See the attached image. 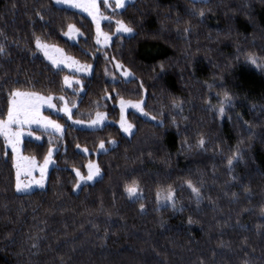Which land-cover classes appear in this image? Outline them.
<instances>
[{
	"label": "trees",
	"instance_id": "trees-1",
	"mask_svg": "<svg viewBox=\"0 0 264 264\" xmlns=\"http://www.w3.org/2000/svg\"><path fill=\"white\" fill-rule=\"evenodd\" d=\"M108 13L134 33L99 48L76 11L0 0V120L13 90L66 92L67 72L35 55L37 37L93 66L74 118L117 120V100L143 96L152 117L129 112L127 137L113 123L82 130L53 116L66 124L62 136L36 130L41 142H23L39 162L60 147L46 188L28 194L15 191L0 135V264H264V0H134ZM68 25L81 33L76 43L63 37ZM114 61L134 78L109 81ZM89 160L101 178L74 193L73 169L86 175ZM133 182L136 198L125 192Z\"/></svg>",
	"mask_w": 264,
	"mask_h": 264
},
{
	"label": "rangeland",
	"instance_id": "rangeland-1",
	"mask_svg": "<svg viewBox=\"0 0 264 264\" xmlns=\"http://www.w3.org/2000/svg\"><path fill=\"white\" fill-rule=\"evenodd\" d=\"M52 1H53V4L55 6L76 11V12L86 16L87 18H89L93 23L92 17L89 16L88 13L86 11H84L83 9L72 8V7L68 6L67 4L56 3L55 0H52ZM133 1L134 0H124L123 6L119 9H117L115 7V0H108V6L107 7L104 6V0H95L96 9H97L96 15H97V18L99 20V24L97 25V24L93 23L94 32H95L94 41H95V44L99 48L108 47L111 44L114 36H116V35H122L125 37H130L133 35L134 32L132 29H131V32H127V33L118 31L116 24H114V30L112 33L106 31L103 28V24L105 22L113 21L115 23V21H116L114 19V17L109 15L108 12L121 11L124 9V7L127 4H129ZM194 1H205V0H194ZM78 2L87 5L88 3H90V0H78ZM103 17H107L108 19H103ZM126 27H128V26H126ZM73 28L75 29V31H73L71 33V37L65 36L64 34H63V37L70 42L76 43L81 38V33L76 26H73ZM98 30H99V33H102L104 35H99ZM68 31H69V29L66 32H68ZM104 36H107V40H105ZM97 40H100V43H97ZM40 41L42 43L50 46L49 49L47 50L48 56L50 58L46 59L44 53L42 51H39L37 48L35 51V55L40 56L43 59H45L52 67H53L52 61L53 60L57 61L56 66L54 68L62 69V70H65L67 72V74L65 76H67L69 78L71 86L66 85L64 83V88H65L66 92L63 94H59V95L35 94V96H21V97L16 98L19 101V103H21L22 105L31 106L32 104H35L34 115H36L37 118H46L47 120L55 121L56 124L60 125V131L56 132L52 128H49L47 131H45V129L43 127H41L39 124H36V123L23 124L20 127L21 135L19 136V143L16 145V147H17V151H16L17 160L15 162L13 161V152H12L11 146L7 145V142L5 141L4 137L1 135L5 141L6 149L11 153L13 165H14V163L16 165V167L13 166L14 170H15V185H16V180H17V170H19V173H20L19 179L22 181V183L28 185V187L25 190L19 191V192L16 191V187H15V191L18 194H28V193H31L33 191L45 189L46 185H47L48 174L51 171V169L56 166L54 156L60 150V147L51 146L50 147L52 150L51 154L49 155V151L47 153V155H49V161L47 162V164L43 170V177H42L43 183H42V185H37V184L33 183V181L41 179V172L39 171V169H40L41 165L45 164V160L39 162V161L35 160L34 158L23 154V152H22L23 142L25 140H31V141H36V142L42 141V137L38 133L35 132L36 130H40V131H43L46 133H51V134L57 135V136L63 135V133L65 131L66 124L60 122L57 119H54L53 116H60V117L64 118L68 122V124L70 126H72L73 128L82 129V130L101 129L106 124L113 123V124H116L121 129L122 133L124 135H126L127 137H130L134 133L133 125L130 123V121L128 119V113L129 112H134V113L140 115L141 117H143L144 119H152V117L149 116L148 114L147 115L142 114V113H145V111L143 109L144 96L138 100H123V99L117 100L116 105H115L119 111V117L117 120H113L111 117H108L106 112H96L94 114V116L88 120H81V119L74 118L72 114L74 112V109H75L78 101H79V95H81L83 93V89H84L83 81H82L81 77L82 76L83 77H90L92 75V72H93V66L91 64L81 63V62L77 61L75 58L67 55L61 47L49 44V43L44 42L42 40H40ZM57 49L59 51H57ZM68 58H70V59H68ZM60 61H63V63H60ZM65 65H67V66H65ZM117 65L120 66L119 70H117ZM113 67H114L117 75L108 77L109 81H111V82H116L118 80L129 81V80L134 78L133 74L130 71H128V73L130 75H127V76L122 75L121 72L125 68L122 67L116 61L113 62ZM78 68H82L84 70L78 71L77 70ZM76 81H79V83H76ZM18 92L32 93V92H25V91H18ZM70 94H73V96H70ZM49 96L51 97V100H48ZM36 97H40L42 99L37 100ZM60 97H63V99L62 100L59 99ZM120 101L125 102V104L123 105V117L121 116L122 105L120 104ZM137 103L140 105V109H142V111L138 110L135 107H132V104H137ZM49 104H51L53 107H49L48 106ZM62 107H66L68 109L67 115H65V113L59 111V109ZM97 113H103V119H101L99 121V123H97V124H91L90 121L96 117ZM122 125L124 127L131 125L132 127L129 128L127 132H125L122 129ZM11 127H12L13 131L16 130L14 125ZM36 137H39V139H36ZM114 144L115 143L112 142L109 144V146L103 145L102 148L97 147V150L95 151V155L106 152L108 149L113 147ZM61 150L64 151L65 148L63 147ZM77 151H79L85 155H89L91 153V151L85 147H77ZM92 163H94L95 166L97 168H99L97 166L96 162L92 161V160H89L86 165H89ZM87 174H88V170H87ZM86 175H82V176H86ZM100 178H101V171L99 169V173L97 175H94L92 180H88V181L82 180V181H80V183L76 182L75 190L73 188V192L78 193L80 188L83 185L93 184L94 182H96ZM136 197H138L137 192L132 196V198H136ZM165 202H168V199Z\"/></svg>",
	"mask_w": 264,
	"mask_h": 264
},
{
	"label": "snow or ice",
	"instance_id": "snow-or-ice-1",
	"mask_svg": "<svg viewBox=\"0 0 264 264\" xmlns=\"http://www.w3.org/2000/svg\"><path fill=\"white\" fill-rule=\"evenodd\" d=\"M56 3H62V4H67L68 6L72 7V8H78V9H83L84 11H86L88 13L89 16L92 17L93 23L94 24H99V20L97 18L96 12V3L95 0H90V3H88L87 5L82 4L80 2H78V0H55ZM124 0H115V7L117 9L121 8L123 6ZM104 6L107 7L108 6V0H104ZM37 15H39V13H37ZM103 19H108L107 17H103ZM117 30L120 32H131V28L126 27L122 21L120 20H116L115 21ZM68 32L63 33L65 36H69L71 37V33L73 31H75V29L73 28L72 25H68ZM98 34L99 35H104L102 33H99L98 30ZM105 40H107V36H104ZM36 48L39 51H42L45 55L46 59H49L50 57L48 56V49H49V45L44 44L40 41V39L37 37L34 41ZM97 43H100V40H97ZM57 51H59L57 49ZM3 52V48L0 47V53ZM70 59V58H68ZM251 57H249V60L251 61ZM53 67L56 66L57 61L53 60ZM60 63H63V61H60ZM67 66V65H65ZM120 66L117 65V70H119ZM79 70H84L82 68H78ZM122 75H130L128 73L127 69H124L121 72ZM64 83L66 85H70V81L69 78L67 76L64 77ZM76 83H79V81H76ZM21 96H35L34 93H21L18 92L16 90H13L10 94V98L8 100V109H7V115L4 119L0 120V135H2L5 139V141L7 142L8 146H11L12 148V152H13V161L15 162L17 160V156H16V151H17V147L16 145L19 143V136L21 135L20 133V127L23 124H29V123H36L39 124L41 127H43L45 129V131H47L49 128L54 129L56 132L60 131V125L56 124L55 121L52 120H47L46 118H37L36 115H34L35 112V104H32L31 106L29 105H22L21 103H19V101L16 99L18 97ZM37 100L42 99L40 97H36ZM59 99H63V97H60ZM48 100H51V97H48ZM227 102V93H225V97L221 99V107L217 110L218 115L219 113L223 112V104ZM120 104L122 105L121 107V116L123 117V105L125 104L124 101H120ZM49 107H53L51 104L48 105ZM132 107L137 108L138 110L142 111V109H140V105L137 104H132ZM59 111L65 113V115H67L68 113V109L66 107H62L59 109ZM143 115H147V113H142ZM103 119V113H97L96 117L94 119H92L90 121L91 124H97L99 123V121ZM15 126V131L12 130L11 126ZM131 125H128L127 127H124L122 125V129L123 131L127 132L129 128H131ZM30 134V133H29ZM36 139H39V137H36ZM108 143H112V141H109ZM198 144H203V141H198ZM98 147L102 148L103 147V142H101V144L98 145ZM51 148L49 149V155L51 154ZM49 155H46L44 157L45 160V164L41 165L39 171L41 172V179L40 180H34L33 183L37 184V185H42L43 181H42V177H43V170L44 167L46 166L47 162L49 161ZM233 157L236 156V153L233 152ZM232 163V157H230L228 159V164L231 165ZM14 167H16L15 163L13 165ZM87 170H88V174L86 176H82L80 174L79 171H77L76 169H73V171L76 173V180L77 183H80V181H88V180H92L94 175H97L99 173V168H97L95 166L94 163L89 164V165H85L84 166ZM19 170H17V180H16V191H23L25 190L28 185L22 183V181L19 179ZM188 187L191 188V191L193 192V194L198 196V190L192 186V184L190 182H187ZM74 190H75V185H74ZM125 192L127 193V195L129 197H132L136 192H137V188L135 186V183L133 182V184L131 186H126L125 187ZM172 192L169 191L167 194V198H168V204L171 205L172 204ZM159 198V197H158ZM141 208H143V205L140 206ZM262 213H264V209L261 210Z\"/></svg>",
	"mask_w": 264,
	"mask_h": 264
}]
</instances>
